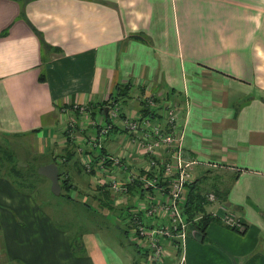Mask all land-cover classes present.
I'll return each mask as SVG.
<instances>
[{"label": "crops", "instance_id": "0c3cea01", "mask_svg": "<svg viewBox=\"0 0 264 264\" xmlns=\"http://www.w3.org/2000/svg\"><path fill=\"white\" fill-rule=\"evenodd\" d=\"M148 94L179 113L184 158L199 163L193 184L210 168L220 174L217 201L183 211L189 221L212 220L205 230L192 226L180 247L173 235L153 236L170 220L149 217L153 197L127 183L140 155L125 117H151ZM114 100L123 126L112 123L93 146ZM0 135H34L31 145L70 153L64 163L75 187L81 162L98 166L107 143L118 144L111 155L128 167L117 171L120 191L90 172L102 178L83 207L109 209L116 228L79 231L77 249L34 194L0 178V264H264V0H0ZM123 205L128 228L116 216ZM228 214L233 224L223 221Z\"/></svg>", "mask_w": 264, "mask_h": 264}, {"label": "built area", "instance_id": "2783aa9c", "mask_svg": "<svg viewBox=\"0 0 264 264\" xmlns=\"http://www.w3.org/2000/svg\"><path fill=\"white\" fill-rule=\"evenodd\" d=\"M143 100L145 107L152 114L151 117L150 115L138 118L125 117L124 127H127L131 135L135 136L130 139L132 151L134 150L140 155L134 168L126 177L127 183H139L140 189L146 190L148 194L149 187L158 189V198L156 200L153 198L155 203L147 209L148 215L151 218H158L163 214L169 218L170 224L164 231L161 228L156 229L153 236L171 234L174 231L177 232L179 238L185 239L190 222L185 218L183 206L186 201L188 185L194 181L192 166L198 162L188 161L184 158L182 138L176 134L180 119L177 110L170 104L160 107L158 99L153 94L144 95ZM74 107L82 110L85 108L78 104ZM159 110H162V114ZM157 114H159V118L154 120L152 117ZM121 117L119 102L114 100L108 105L106 121L101 124L100 133L92 142L93 146L107 140L108 131L113 126L112 123H116L122 119ZM95 123L97 122L95 121ZM98 125H100L99 122ZM134 140L138 142L136 146L133 143ZM121 159L122 157L119 155L105 153L99 157L98 166L93 164V160H86L84 164L91 173L93 170L104 173L106 185H109L112 190L120 191L125 185L123 181L118 184L117 171L121 167L128 168L121 162ZM99 184L104 185L105 182ZM216 199L214 194L208 196L210 202ZM232 216V214H228L223 221L233 224ZM138 217L135 218L139 222ZM201 217L198 216L195 220ZM139 224L141 225L140 222ZM151 241L156 246V252L160 253L158 239L153 237ZM154 258H156V254Z\"/></svg>", "mask_w": 264, "mask_h": 264}, {"label": "rangeland", "instance_id": "374dc122", "mask_svg": "<svg viewBox=\"0 0 264 264\" xmlns=\"http://www.w3.org/2000/svg\"><path fill=\"white\" fill-rule=\"evenodd\" d=\"M120 103L122 104V102ZM118 125L123 126L122 121H118ZM35 137L36 136L34 135H28V136L27 135H18V136L0 135V146L2 148L9 147L14 155L13 163H10L8 161H4L3 163L0 159V178H5L9 180L19 192L27 194L26 191L27 192L30 191L34 193V196L37 197L41 201L43 206L51 212V215L62 226V228H65L66 230L71 232V236L75 238V243L77 242L78 244L77 247L75 246L76 249L80 246V242L76 241L77 236H78L76 233H78L79 231L83 232L84 230H94L95 227H98L101 224L110 225L111 229H115L116 227L112 226L109 220L107 219L109 218L112 220L111 216L114 215V213L112 214L110 213L109 209L104 210V212L95 213L93 210L92 212V211L86 210V208H84L85 206L83 207V204H84L83 202H86V203L93 202L94 196H95L94 194H96V188H97L95 180L102 178L101 175L99 173H96L93 178L90 172L88 171L86 164H84L85 161H82L81 167H80L81 171L76 176L77 186L75 187V184H73V179L70 176L69 172L66 171L67 167L64 163L66 162V159L70 156V153L65 152V153H59L58 155H54L53 153L50 152L51 150L49 151L48 149H46V146L39 149L38 147H35V145L34 146L31 145L30 139H33ZM110 143H112L113 145L110 146V144L107 143L105 148L110 152V154H114L115 150L117 149L118 144L114 142H110ZM119 143H121V141ZM5 152L6 150H4V152L0 151V158L3 157ZM97 153L100 155H104L106 152L100 148L97 150ZM76 157L79 158V155H77ZM49 160H52L53 162H56L59 165L61 187L64 182V184L66 185L64 189L68 188L69 193L65 194L64 189H62V192L64 194L61 193V195L59 196L54 195L52 191H50L51 186H52L50 183V180L47 177L37 173L38 167L41 166L42 163L49 161ZM16 162L18 164H15ZM121 162L124 165H127L126 160H122ZM1 165H2V168H1ZM211 166L212 164L208 165L207 168ZM12 167L14 169H12ZM210 169L214 171L213 169H216V168H210ZM220 170L222 169L220 168ZM10 171L13 173L11 174ZM214 173L215 172H212L210 175H208V177L204 179V183L206 185L205 186L202 185V187L204 188L203 196L206 197V202L208 201V196L210 194H214L212 191H210V189L213 188V184H214V179H213ZM203 174L205 176L206 172L203 171ZM193 175H195V173ZM31 180H34V181L31 182ZM121 180H122V177L120 175H117L118 184H120ZM15 183L18 184L17 186L19 188L15 185ZM84 184L85 185L87 184V185L83 187ZM191 184L192 183H190L187 188L186 201L188 199V194H189V189H190ZM90 188H92L93 190H91ZM86 190L87 192H85ZM142 191H146V190H142ZM148 192H149L148 195L152 196L154 200H156V198L158 197L157 187H149ZM130 195L133 196L132 201L135 204L141 200V196L138 193L136 188H132ZM88 197L90 198L88 199ZM186 201L183 206L184 207L183 211L185 207H187L188 205V203L186 204ZM216 201L217 199L213 202H216ZM122 209H125V211L123 212L124 215L121 214ZM126 210H127L126 205H123L122 208L117 210L118 214H116V216H118L117 219L120 220V224L122 225L123 228H128L127 227L128 224L125 223L126 221L124 219H122L123 216L127 217ZM206 217L208 216L202 214V217L199 218L198 220H195L194 218L192 221H189V219H187V221H189L190 223L187 228V234H186L185 239L179 238L177 236V232L173 231L170 234V235H173L177 239L176 244H178V247H180L181 244L184 245V242L187 236L189 235V231L191 227L193 226V227L199 228V225H203L202 223L203 218L206 219ZM168 222L169 220L167 217V223ZM101 230L105 232L106 236L108 237L112 236L110 235V231L103 230V229ZM120 238H122L121 235H120ZM128 240L130 241V239ZM77 251L78 250H75V252Z\"/></svg>", "mask_w": 264, "mask_h": 264}, {"label": "trees", "instance_id": "16d2710c", "mask_svg": "<svg viewBox=\"0 0 264 264\" xmlns=\"http://www.w3.org/2000/svg\"><path fill=\"white\" fill-rule=\"evenodd\" d=\"M113 98H117L116 96H113ZM107 115L104 114V117H106ZM4 150H6L5 154L3 155L1 159V161L4 163V161H8L10 163H13L14 162V158H13V152L10 150L9 147H5V148H2L0 146V151L4 152ZM5 157V158H4ZM15 164H18L17 162ZM59 166V165H58ZM1 168H2V165H1ZM39 168V167H38ZM12 169H14L12 167ZM60 169V167H59ZM16 170V169H15ZM14 170V171H15ZM212 172H215L214 173V176H213V179H214V184H213V188L210 189V191H212L216 198L218 199V196L220 194H222L220 187L217 185V182H215V180H218L219 177H220V174L216 171H212L211 169L207 170L206 171V174L205 176H203V178L201 179V182H200V185H199V182L197 183V185H194L193 183L191 184V187H190V200H189V203L187 205V211L191 214V215H194L195 213L197 212H203L204 211V207H205V202H206V197L203 196V193H204V188L202 187L205 186L206 184L204 183V179H206V177H208V175H210ZM10 173L12 174L13 172L10 171ZM37 173H38V169H37ZM28 180V179H27ZM34 180H31V182H33ZM15 185L17 186L18 184L15 183ZM66 185L62 184V189H64ZM71 186V185H69ZM18 187V186H17ZM19 188V187H18ZM68 193H69V189L68 188H65ZM64 189V190H65ZM196 190V191H195ZM27 192V191H26ZM29 194H34L30 191H28ZM63 193V192H62ZM69 195V194H68ZM209 202V201H207ZM197 208V209H196ZM208 217L203 218V225H199V228L200 229H204L207 227V225L210 223V221L212 220V218L207 215ZM193 217V216H192ZM205 220V221H204Z\"/></svg>", "mask_w": 264, "mask_h": 264}, {"label": "water", "instance_id": "95a60500", "mask_svg": "<svg viewBox=\"0 0 264 264\" xmlns=\"http://www.w3.org/2000/svg\"><path fill=\"white\" fill-rule=\"evenodd\" d=\"M38 173L47 177L51 181V191L54 195H61L62 187L60 184V169L56 162H51L39 166ZM196 235L198 239H203V234L201 232L198 231Z\"/></svg>", "mask_w": 264, "mask_h": 264}, {"label": "flooded vegetation", "instance_id": "af4514ba", "mask_svg": "<svg viewBox=\"0 0 264 264\" xmlns=\"http://www.w3.org/2000/svg\"><path fill=\"white\" fill-rule=\"evenodd\" d=\"M66 193H68V191L66 190Z\"/></svg>", "mask_w": 264, "mask_h": 264}]
</instances>
